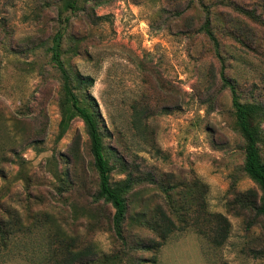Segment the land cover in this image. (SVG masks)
Returning <instances> with one entry per match:
<instances>
[{"label": "rangeland", "instance_id": "374dc122", "mask_svg": "<svg viewBox=\"0 0 264 264\" xmlns=\"http://www.w3.org/2000/svg\"><path fill=\"white\" fill-rule=\"evenodd\" d=\"M0 0V264H45L56 236L89 250L80 264H264L261 190L244 172L226 78L242 102L264 106V0ZM207 15L219 42L201 30ZM93 98L113 185L130 176L124 240L81 118L61 136L63 77ZM93 103V102H91ZM264 138V122L262 124ZM264 159V140L260 145ZM164 187L188 211H173ZM177 229L162 243L156 208ZM230 224L221 245L205 216ZM184 221V224L181 223ZM161 243V245H160Z\"/></svg>", "mask_w": 264, "mask_h": 264}, {"label": "trees", "instance_id": "16d2710c", "mask_svg": "<svg viewBox=\"0 0 264 264\" xmlns=\"http://www.w3.org/2000/svg\"><path fill=\"white\" fill-rule=\"evenodd\" d=\"M64 8L75 12L79 9V2L78 0H66ZM201 30L214 44L217 56L221 60L219 42L211 28L209 15H207L206 22L201 27ZM61 40L62 33H58L51 47L52 60L61 72L64 82L63 91L66 105L64 117L61 122V136L66 133L70 120L74 117L82 119L90 137V150L94 160V167L99 174V191L96 198L97 200H103L114 208L115 214L112 220V226L117 237L124 240V223L128 213L127 197L132 190L134 182L130 176L122 183L117 185L112 184L110 176L111 167L104 145V136L100 129L99 117L93 108L95 101L91 98L89 103L84 104L81 96L76 92L78 91L81 93L85 87L93 86L94 80L91 77L77 78L75 85L78 86L74 87V89H76L75 91L73 90V86L71 85V82L73 83L72 76L67 71L61 59ZM223 81L231 90L236 126L245 144V162L243 170L261 190L262 196L260 201L258 205L255 204L254 206L256 213L264 218V159L260 149V145L264 140L262 131L264 106L256 102H242L235 86L226 78H223ZM164 191L168 199L167 204L172 208V212L188 211V196L193 199L196 197L191 190H188L178 202L171 197L169 187H164ZM155 214L157 218L156 230L159 233L158 235L161 242L164 243L168 237L174 233L177 226L161 206L156 208ZM203 221H205L206 224H201L196 220L197 225H200V229H204L199 232L208 237L212 243L216 245L223 244L229 234L230 224L228 220L221 215H208L204 217ZM181 223L184 224V221L181 220ZM56 238L57 248L49 253L48 257L44 260L46 261L45 264H80L90 255L89 250L74 251L72 249L73 240H68L61 236H56Z\"/></svg>", "mask_w": 264, "mask_h": 264}]
</instances>
